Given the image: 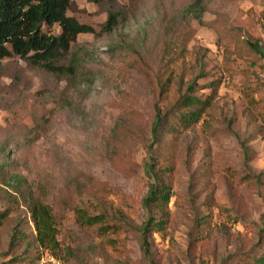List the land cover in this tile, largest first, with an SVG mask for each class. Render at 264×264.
<instances>
[{"label":"rangeland","instance_id":"1","mask_svg":"<svg viewBox=\"0 0 264 264\" xmlns=\"http://www.w3.org/2000/svg\"><path fill=\"white\" fill-rule=\"evenodd\" d=\"M111 12L116 24L103 30ZM67 14L94 30L71 45L73 75L0 59V209L10 210L0 261L13 230L31 243L35 234L12 173L44 192L59 264H235L264 250V0H72ZM166 43L184 49L183 88L197 66L195 95L206 99L213 84L217 96L152 146L155 107L178 96L176 84L163 95L154 87ZM153 159L170 166V220L147 234L145 254ZM76 207L104 211L105 227L81 224ZM35 250L24 263L51 264Z\"/></svg>","mask_w":264,"mask_h":264},{"label":"trees","instance_id":"2","mask_svg":"<svg viewBox=\"0 0 264 264\" xmlns=\"http://www.w3.org/2000/svg\"><path fill=\"white\" fill-rule=\"evenodd\" d=\"M71 3L72 0H0V59L17 56L57 76L73 75L76 72L77 60L69 59L71 45L79 34L93 33L94 30L90 25L81 23L67 14ZM116 17L115 12L109 13L102 29L112 30L116 24ZM55 25L59 32L51 31L50 28ZM245 44L250 50L262 53L259 43L246 40ZM184 56V49L177 48L171 43H166L163 47L154 87L163 95L176 84L178 96L164 111L158 106L155 107L154 122L151 126V133L154 136L152 146L154 141H158V133H162V128L177 134L196 123L201 115L211 108L217 96V85L213 84L206 99L195 95L197 78L202 75L201 72H197V66L196 72H191L183 88L185 72L181 64ZM158 164L159 160L154 162V159L150 163L153 182L149 194L143 199V204L148 210L145 226L141 231L145 254H148L147 234L163 230L170 220L168 208L171 199V184L168 179L170 166ZM8 165L9 162L6 163V166ZM8 180L12 183L13 191L19 195L27 208L35 234L31 243L21 232L13 230L6 251L1 253L3 259L0 264H26L24 263L26 257L37 251L35 248L40 247L58 258L55 256L59 248L57 228L52 208L44 200V192L40 189L39 194H36L16 173L10 174ZM0 181L4 182L1 177ZM14 199L18 201L16 195ZM74 213L83 225L105 227L104 211L90 213L85 208L76 207ZM115 213L120 223L132 225L122 210L118 209ZM9 216L8 208L0 209V230L6 225ZM262 231L264 232V227ZM206 232H209L208 228L204 230V233ZM18 249L20 253L12 254ZM235 264H264V250L246 259L239 258Z\"/></svg>","mask_w":264,"mask_h":264},{"label":"built area","instance_id":"3","mask_svg":"<svg viewBox=\"0 0 264 264\" xmlns=\"http://www.w3.org/2000/svg\"><path fill=\"white\" fill-rule=\"evenodd\" d=\"M46 261L50 262L51 264H59L58 260H56L53 255H46Z\"/></svg>","mask_w":264,"mask_h":264}]
</instances>
